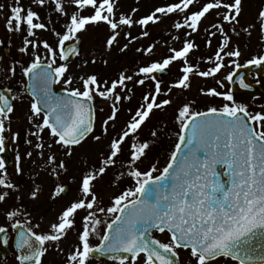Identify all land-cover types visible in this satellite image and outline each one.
<instances>
[{"label": "snow or ice", "instance_id": "obj_1", "mask_svg": "<svg viewBox=\"0 0 264 264\" xmlns=\"http://www.w3.org/2000/svg\"><path fill=\"white\" fill-rule=\"evenodd\" d=\"M68 2L73 6L71 13L64 0H31V4L40 9L51 3L52 12L65 18L62 33L54 27L51 29L57 37L55 47L46 40L29 39L35 38L38 30H49V25L54 23L51 16H48V23L43 22L39 12L31 6L25 7L22 0H14L8 6L6 31L26 32L19 51L27 53L29 47L35 50L42 45L46 53L42 57L37 52L22 70L23 76L28 78L31 95L30 114L27 115L31 128L26 130L25 138L29 150L25 155L29 159L35 155L41 162L38 166L58 178L61 171L67 173L69 170L67 158L91 139L100 156L99 166L81 172L77 197L64 207L49 231L38 232L36 229L40 225H33L30 214L22 212V206L17 205L20 196L13 198L12 193L19 192V185L10 180L5 161L0 158V204L13 199V203L3 209L6 223L0 225V244H9L11 228L16 233L13 244L18 253V264H43L50 248L60 253L64 251L59 242L69 231L75 230L78 243L67 253L66 264H89L95 256L107 257L113 264H179L178 249L190 250L195 264H215L220 259L231 260L234 264H264V243H260L264 242V113L249 112L245 104L235 101L231 91L201 88V95L218 97L225 102L220 107H208L206 111L195 110V101L183 103L176 116L180 125L178 142L166 166L160 169L152 164L143 171L136 166L151 148L147 140H140L139 131L155 110L165 109L174 102L172 90H190L193 75L215 77L225 67V56L241 55L238 47L226 49L231 44L229 32L239 35L236 25H239L238 18L243 11L242 0H205L196 11L190 9L198 0H174L156 6L138 19L124 13L117 17V0ZM4 8L5 5L0 4V11ZM88 9L91 12L84 15ZM131 11L135 14L139 9ZM213 11L215 19L204 25L203 21ZM172 14H182V18L171 25L177 34L168 33L171 40L180 43L179 48L170 46L169 55L139 67L133 74L121 71L110 81H101L96 74L79 76L80 86H73L74 77L67 74L68 61L70 57L80 55L81 34L86 33L89 26L107 25L106 51H111L119 43L118 38L123 32L127 43L119 51L126 52L129 44L150 36V24L158 25ZM257 21L264 35V6L258 12ZM225 24L230 26L227 30ZM135 26L141 31L133 36L130 30ZM251 27L249 25L243 31L250 35ZM125 28L129 31H124ZM201 29L207 34L205 47L210 48L217 35L221 37L214 56L199 58L213 65L207 70H201L199 64H193L189 59L194 51L199 50L192 37ZM155 46L153 43L136 51L152 53ZM103 62L107 65V60ZM174 62L181 63V75L165 91L155 74L165 73ZM247 64L260 66L264 64V56L254 57ZM8 71L15 75L14 66ZM226 79L232 81L233 75ZM148 81L154 83V89L142 95L143 102L135 110L124 109V101L132 99L133 87H129V82L133 86H144ZM61 82L64 95H56L52 85ZM217 83L223 87L221 81ZM240 86L250 87L243 78ZM160 96L167 98L160 100ZM97 98L109 106V112L105 118L99 119V125ZM18 99L11 88L0 91V152L5 150V133H11L14 143L20 139V133L11 128L14 102ZM99 111L104 109L101 107ZM122 111L126 112L128 119L117 129ZM151 138L157 139L158 132L153 130ZM54 146H58V151L62 150L64 158H58L52 151ZM126 146L127 175L134 186L112 197L111 206H101L98 183L124 155ZM21 159L17 154V176L23 174ZM36 162L33 160L34 164ZM217 166L224 169L226 180L221 179L222 173ZM38 192L39 188L34 187L30 198L37 199ZM65 192L63 185H57L52 198ZM81 211L85 215L77 228L76 217ZM100 214L110 219H102ZM20 216H24L23 221ZM153 230L169 233V242L153 238ZM92 237H97L99 243L93 245Z\"/></svg>", "mask_w": 264, "mask_h": 264}, {"label": "rangeland", "instance_id": "obj_2", "mask_svg": "<svg viewBox=\"0 0 264 264\" xmlns=\"http://www.w3.org/2000/svg\"><path fill=\"white\" fill-rule=\"evenodd\" d=\"M25 7L31 6L34 10L39 12V15L43 22H48V15L45 14V10L38 8L36 5L31 4V0H22ZM67 11L71 13L73 10V6L68 2V0H64ZM174 2V0H117V17L119 14H129L133 15L134 19H138L149 14L156 6H162L167 3ZM14 0H0V4H4L5 8L3 11H0V52L3 55V50L8 49L10 52L16 55L17 52L20 53L19 49L23 47V39L26 36V32L20 33H8L4 27L5 18L9 12V5H12ZM243 11L238 18L240 23L236 25V30L239 35H235L229 32L231 36V44L227 50L239 48L241 55L239 57H224L223 63L225 67H223L219 73L216 74L215 77L202 78L199 76L193 75L191 78V88L190 90L183 91L178 89H173L171 93V98L173 99V103L170 106H167L162 110H155L154 114L150 117L148 121H146L145 125L142 126L139 131L140 140H147L151 145L150 150L147 152V155L142 158V162H137V165L142 171L147 170L152 164H156V166L162 169L166 166L168 159L171 155L172 150L175 146V138L179 134L180 125L176 120V116L178 114L179 107L189 101H195L193 105L194 109H204L216 106L220 107L225 102L221 98L219 101H216V97H208L203 96L200 93V89H208V88H216L218 91L228 92L227 87V79L225 77L233 71L236 65H243L245 62L251 60L256 55H260V50L264 45V35L261 34L259 23L257 21V15L261 8L264 6V0H242ZM52 5L51 3L47 4V9L52 13ZM133 8H138L139 11L135 14L132 13ZM192 8V7H191ZM91 12V9H88L83 14L88 15ZM212 15L208 14L207 18L203 21L204 25L210 24L215 19V11L211 12ZM56 15V14H55ZM57 16V15H56ZM53 20V24L49 25V30H38L35 38L29 37V39H35L37 42L46 40L49 44L55 47L57 41L51 39V29L55 24L54 18L51 16ZM182 14H172L169 17L163 18L162 23L158 25H149L148 31L150 32L149 37H144L137 39L135 42L129 44L128 50L126 52H120L119 48L127 43V41L123 38V32H121V36L118 38L119 43L116 44L111 51H106L104 48V42L106 37L109 35V29L107 25L101 24L98 28L89 26V29L86 33L81 34V53L80 55L74 59V61L69 65L68 75H72L74 77L73 86H80V81L78 79L79 76H87L90 74H96L98 78L103 81L104 79H108L109 81L115 79L121 71L126 72L127 74H133L138 70L139 67L145 66L151 61L160 60L163 57H166L170 53L168 52V48L177 47L179 48L181 45L177 41H173L170 39L168 33L172 35H176L174 29H172L171 25L177 19H181ZM222 19V18H221ZM252 25L253 27L249 28L250 35L243 31L244 28ZM230 26L225 24V29L227 30ZM124 31H129V29L125 28ZM132 35L136 36L141 31L139 26L133 27L131 30ZM214 31V30H213ZM207 34L201 29L199 33L193 35L192 39H194L195 43L199 45V50L194 51L189 59L191 63L197 56V59L201 55L205 48V39ZM181 38L183 39V35L181 33ZM221 37L217 35L212 40V46L210 47V52L206 53L203 58H207L209 56H214L216 50L214 48L218 46V42ZM158 41V43H157ZM72 43V42H67ZM155 43L156 46L152 53H143L137 52V48H144L150 44ZM39 53L42 57L46 54L45 49H43L42 45L33 50L29 47L28 52L24 53L25 60L23 62V66H18L16 62H3V59H0V86L4 85H15L17 86V96L20 97L22 95L21 89L25 87L24 76H23V68L26 67L29 63H31L33 56L36 53ZM205 52V51H204ZM95 59V63L91 61ZM104 60H107V65L104 64ZM87 61V63H85ZM235 61V63H232ZM57 63H61L57 60ZM181 63L174 62L169 68H171V74L161 85L163 90H167L169 86L179 77V65ZM15 67V75L12 76L8 71L9 68ZM211 63H204L201 61L199 63V68L201 70H207L212 67ZM17 71V74H16ZM221 81L223 83V87L217 83V81ZM254 82L258 83L262 86L261 96L258 99H239L238 102L243 103L247 106V108L256 109L257 112L264 113V77L255 78ZM58 88L63 90V82L57 83ZM14 86V87H15ZM129 87H133L132 99L131 101H124V109L135 108L138 104L142 103V95L145 92L151 91L154 89V84L152 81L146 82L144 86H133L131 82H129ZM167 97L160 96L158 99L162 100ZM218 98V97H217ZM19 104V99H18ZM96 107L98 120L97 125H99V119L105 118L106 114L109 112V106L107 102L102 101L100 98L96 99ZM103 108L104 111L100 112L99 109ZM128 119V115L126 112L122 111L119 116V120L117 121V129H119L120 125L124 123L125 120ZM19 124H14L13 130H16L20 133V139L18 142L14 143L11 139V133H8L10 140V150L12 152L14 158V169L10 172L11 181H24L26 182V190L23 191L22 198H26L27 207L25 209H21L22 212H26L30 214V219L33 225L39 224L40 227L36 229L38 232H47L49 231V227L53 222H56L58 215L62 212L64 207L68 205L71 201H73L76 197H69L68 199L60 202V197L52 198V195L48 194V190L52 188H56L57 185H69L73 184V187H77L79 183L78 177L81 175L86 168L92 166H99L100 156L95 151L94 142L89 139L88 143H86L83 147H79L75 150V154L67 158L69 161L68 164V172L65 173L63 171L60 172L59 177H55L49 174V171L42 170V168L38 165H41V162L37 160L34 155L32 159L27 158L25 153L29 150V146L25 144L26 138V130L30 129L31 126L26 122H20ZM12 128V127H11ZM155 130L158 132V138L153 140L151 138V132ZM31 138V137H29ZM58 146H54L52 149L53 152H56L58 158H64L62 150H57ZM19 154L21 156V165L23 167V174L17 176L15 173V164H16V156ZM50 154V153H46ZM127 146L125 147V153L120 157V160L117 164L110 168L107 174L103 177L102 180L98 183V190L101 195L102 205L101 206H111V198L119 195L124 189L128 187L134 186L133 180L127 175ZM33 160H36V164L33 163ZM123 173V175H121ZM158 174V173H157ZM75 177V179H72ZM118 177V178H117ZM53 178L56 181L54 182V186H50L48 183L39 184L36 180L38 179H47ZM38 187L39 192L37 195V199L33 200L30 198V191L34 188ZM47 197V198H46ZM58 199V200H57ZM73 199V200H72ZM53 204V205H51ZM85 213L81 211L79 215L76 217V227L79 228L81 225V217H83ZM102 219H110V217H106L104 214H100ZM21 220L24 219V216L19 217ZM35 221V223H33ZM155 239H159L162 242H169L170 236L167 233H155L153 234ZM78 243L77 233L75 230L69 231L67 237L59 242V247L64 251L62 253L57 252L54 248H50L49 252L46 254L43 259V264H48V260L52 259H61L66 258L67 253L73 248L74 245ZM91 243L96 245L99 243L97 237L91 238ZM179 253L180 264H195V261L190 257L189 251L177 250ZM89 264H113L112 261H104L97 262L91 259ZM215 264H234L231 260H223L220 259Z\"/></svg>", "mask_w": 264, "mask_h": 264}, {"label": "flooded vegetation", "instance_id": "obj_3", "mask_svg": "<svg viewBox=\"0 0 264 264\" xmlns=\"http://www.w3.org/2000/svg\"><path fill=\"white\" fill-rule=\"evenodd\" d=\"M19 54H13L12 52H10V50L8 49H4L3 50V55L1 54L0 52V57H3V62H16V64H18V66H23V62L25 60V55H23L22 57L20 56ZM21 59V61H20ZM19 61H20V64H19ZM16 74H17V71H16ZM23 74V73H22ZM15 86V85H14ZM12 84L11 85H4V86H0V88H11L12 89V93L13 94H16L17 95V86L14 87ZM221 91V90H219ZM222 92V91H221ZM21 93L22 95H20L19 97V104H18V100L15 101V112L12 114V123H11V127L13 129V125L14 124H19L18 121L20 122H26L28 123L27 121V115L30 114L29 113V107H30V102H31V97L27 95V93L25 92L24 90V87H22L21 89ZM235 98V101L237 103H240L238 102L239 99H252L250 97H244V96H234ZM220 98H215V103L216 101H219ZM255 100V99H253ZM248 111L255 114L257 113L256 109L254 110L253 108H248ZM98 116V114H97ZM31 126V125H30ZM14 132L16 130H13ZM10 133V132H9ZM6 135V141H5V149L7 150H10V140H9V136H8V133H5ZM44 139L47 141L48 140V133L47 131H45L44 133ZM11 152V150H10ZM12 154V152H11ZM0 158H4V151L3 152H0ZM12 158H13V155H12ZM13 161H14V158H13ZM15 162V161H14ZM6 169H7V173L9 174V178L11 180V175H10V171L12 169H14V166L13 167H9L7 164H6ZM73 179V177H72ZM78 179H80V176L78 177ZM39 184L41 183H48L50 186H54V182L56 181L55 179L53 178H47V179H38L36 180ZM14 183H16L17 185H19V192L18 193H15L13 192L12 193V196L13 198L16 196V195H19L20 196V200L17 203L18 206H22L21 209H25L27 207V201L26 198H22L21 196L24 194L23 191L26 190V182L24 181H15ZM73 184H69V185H64L67 187V191L66 194H61V199H57L58 201L62 202L66 199H68L69 197L73 196V199L74 197H77L78 193L76 191L77 187H73L72 186ZM55 188H52L51 190H48V194L52 195L53 191H54ZM47 198V197H46ZM72 199V200H73ZM13 203V199H10L8 200V203L7 204H0V225H4L6 222H5V219H4V216H3V209L7 208L8 205L12 204ZM53 205V204H51ZM23 221V220H21ZM35 223V221L33 222ZM16 233L12 232L11 228H9V236H10V239H9V244L7 246H3L2 244H0L1 246V250H0V264H18L17 260H16V255L18 254L15 247H14V244H13V237H15ZM48 264H66V258H61V259H52L51 260H48Z\"/></svg>", "mask_w": 264, "mask_h": 264}, {"label": "water", "instance_id": "obj_4", "mask_svg": "<svg viewBox=\"0 0 264 264\" xmlns=\"http://www.w3.org/2000/svg\"><path fill=\"white\" fill-rule=\"evenodd\" d=\"M79 48H80V45H79ZM74 57L75 56L70 57L68 63H70V61H72L74 59ZM251 72L255 73L256 75L258 74V75L263 76L264 75V64H262L260 66L248 65V66H246V68L237 69L235 71V73L233 74L232 81H230L231 87H232V91H233L234 94H236V93H238V94H246V95L249 94L251 96L258 97L257 95H259L261 93V87L259 85H253L251 83V80H250L249 75H248ZM169 73H170V71L168 69L165 73H156L155 75H156L158 80L163 82L165 80V78L169 75ZM241 78H243L244 83L250 85L249 88L245 89V88H242L240 86ZM28 83H29V81H28V78H27V84ZM26 90H27V92L30 95V89L27 87ZM52 90H53V92L56 95H64V93L62 91H57L56 90V84L52 85ZM4 161H6V163H7V165L9 167H12V161H11V158H10V155H9L8 152H5ZM221 179L222 180H226V176H224L222 174L221 175ZM66 192L63 193V194H66ZM154 232H156V230H153L152 234ZM260 243H264V242H260ZM0 250H1V246H0ZM94 258H96L97 260L107 259V257H98V256H95ZM179 264H180V262H179Z\"/></svg>", "mask_w": 264, "mask_h": 264}, {"label": "trees", "instance_id": "obj_5", "mask_svg": "<svg viewBox=\"0 0 264 264\" xmlns=\"http://www.w3.org/2000/svg\"><path fill=\"white\" fill-rule=\"evenodd\" d=\"M44 10H45V14L46 15H48V16H52L53 18H54V20H55V24H54V28L57 30V31H59V32H63L64 31V27H63V24H64V21H65V18H63V17H58V16H56L55 15V13H53V15H51L50 14V11L47 9V4H46V6H45V8H44ZM71 11H73V10H71ZM58 21V22H57ZM48 23V22H47ZM51 39H50V41L52 42V40H56L57 41V37L53 34V31L51 30ZM50 43V42H49Z\"/></svg>", "mask_w": 264, "mask_h": 264}]
</instances>
